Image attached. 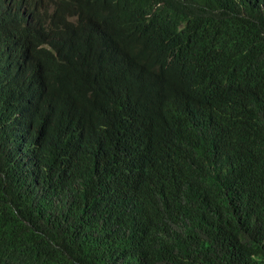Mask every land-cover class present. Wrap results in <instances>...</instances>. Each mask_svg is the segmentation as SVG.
I'll return each instance as SVG.
<instances>
[{
	"label": "trees",
	"instance_id": "obj_1",
	"mask_svg": "<svg viewBox=\"0 0 264 264\" xmlns=\"http://www.w3.org/2000/svg\"><path fill=\"white\" fill-rule=\"evenodd\" d=\"M11 2L0 264H264V0Z\"/></svg>",
	"mask_w": 264,
	"mask_h": 264
},
{
	"label": "clouds",
	"instance_id": "obj_2",
	"mask_svg": "<svg viewBox=\"0 0 264 264\" xmlns=\"http://www.w3.org/2000/svg\"><path fill=\"white\" fill-rule=\"evenodd\" d=\"M12 0H0V11L5 10L10 5H14V3L11 2ZM22 16L26 18L28 22V14L26 11L22 12ZM74 20H77V18L73 17ZM77 22V21H76ZM51 53L57 58L58 61L60 59L58 58V54L50 48ZM175 49L168 50L167 53L174 52ZM176 53L170 54V60L169 64H172L175 61ZM61 62V61H60ZM126 84H132L131 93L132 95H142V102L137 105V107L134 109L135 115L143 122L148 123L150 118H153L156 114H159L160 112L164 111L168 105L170 104V96L166 92L164 88L161 86H158L157 89H151L146 90L145 89V83L141 79H132L128 78L126 79ZM116 90H122L121 87L117 88L114 86H111L110 89L104 90V96L102 99H105V97L110 94L111 92H114ZM16 118H20L19 116H16ZM16 139V136L14 133L5 131L4 133L0 134V148L1 154L3 156L2 161L5 162V154L7 155L12 146L13 141ZM5 147H7V153H5ZM6 159V158H5ZM0 178L3 179V181L6 180V176L4 173L0 174Z\"/></svg>",
	"mask_w": 264,
	"mask_h": 264
}]
</instances>
